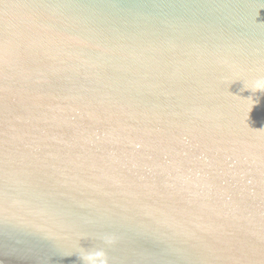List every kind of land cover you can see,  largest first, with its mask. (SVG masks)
I'll list each match as a JSON object with an SVG mask.
<instances>
[{"label":"water","instance_id":"obj_1","mask_svg":"<svg viewBox=\"0 0 264 264\" xmlns=\"http://www.w3.org/2000/svg\"><path fill=\"white\" fill-rule=\"evenodd\" d=\"M264 0H0V264H264Z\"/></svg>","mask_w":264,"mask_h":264},{"label":"clouds","instance_id":"obj_2","mask_svg":"<svg viewBox=\"0 0 264 264\" xmlns=\"http://www.w3.org/2000/svg\"><path fill=\"white\" fill-rule=\"evenodd\" d=\"M262 86H264V81H258L257 82V87L259 88V87H262Z\"/></svg>","mask_w":264,"mask_h":264}]
</instances>
